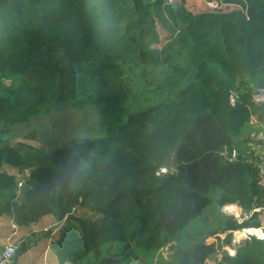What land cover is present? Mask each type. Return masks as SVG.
<instances>
[{
  "label": "trees",
  "instance_id": "trees-1",
  "mask_svg": "<svg viewBox=\"0 0 264 264\" xmlns=\"http://www.w3.org/2000/svg\"><path fill=\"white\" fill-rule=\"evenodd\" d=\"M222 2L240 8L0 0V216L56 218L61 264H125L126 248L106 256L105 247L144 249L164 231L180 240L177 228L215 199L250 213L216 236L234 252L210 259L215 242L174 245L157 264H264V239H231L261 228L254 209L264 208V104L252 100L264 83V0ZM158 26L169 32L161 47ZM69 106L83 111L69 134L47 145L14 140L19 124Z\"/></svg>",
  "mask_w": 264,
  "mask_h": 264
},
{
  "label": "rangeland",
  "instance_id": "rangeland-1",
  "mask_svg": "<svg viewBox=\"0 0 264 264\" xmlns=\"http://www.w3.org/2000/svg\"><path fill=\"white\" fill-rule=\"evenodd\" d=\"M213 1L218 2L219 8H221L222 10L240 8V4L238 3L222 2L223 0H163L165 4L170 5L176 9L186 8L194 13H199L209 9H219H214L210 6L211 2ZM165 4L163 3L162 7H165ZM152 5H154L153 2ZM158 30L161 34V41L156 43L155 45L161 47L164 42L168 40L167 37L169 36V32L161 26H158ZM263 85L264 83L257 84V87H255L254 89ZM82 115V110L70 106L65 107L64 109L54 110L48 113L43 112L34 115L31 117L32 119L30 120V122L19 124L20 126H17V135L14 137V140H21L34 145H47L49 142H53L56 139L63 137L65 134H69L71 131H73V129L77 128L78 123H80V121L82 122ZM94 116L97 117L96 113H93L90 119H94ZM170 158H172L171 154H169V158H167V160L171 162L172 160ZM6 168L8 169L9 167L5 166L3 169L6 170ZM162 168L164 170H162ZM162 168H160L159 172L165 173L166 167ZM9 169L13 171V168ZM231 217L233 219H237V221L240 223L245 218H249L250 213L244 212L243 208L236 203L228 202L222 205L214 199L213 203L208 207L204 206L203 213H201L200 216L193 219L192 221H188L185 227L177 228L180 229L181 232L180 240L170 239L168 237V232L164 231L161 233V235H164L165 239L163 242L154 240L147 244L146 248L144 249H139L138 247L141 246V244H137V241L131 240L128 242H116L112 247L107 246L105 247L103 253L106 256H110L113 252H117L124 247L128 250V255L125 257L124 261L125 264H157V261H160L161 257H168L169 255H171L172 247L174 245H180L183 250H186L193 243L195 244L200 241H205L207 243L215 242L217 248L211 253L210 259L216 258L219 255V251L223 253V251L225 250L230 253V250H233L231 244L220 248L216 239V236L222 239L226 237L228 231L223 232V230H220V228H222L225 221ZM51 219L52 221H45L47 225H44L40 228V232L38 233V235L46 230L52 233V231H54L56 227L59 228L61 226V224L54 225L53 221L55 222L56 219ZM255 220L261 224L260 227L264 231V208L259 212ZM213 230L220 232L213 234ZM231 235L232 242L234 243L237 240L242 241L244 239H248V236L250 234H248L245 229H236L231 230ZM237 235H239V239H236ZM253 235H256L258 238L264 239V237H261L257 234ZM155 257H158L157 261H155Z\"/></svg>",
  "mask_w": 264,
  "mask_h": 264
},
{
  "label": "crops",
  "instance_id": "crops-1",
  "mask_svg": "<svg viewBox=\"0 0 264 264\" xmlns=\"http://www.w3.org/2000/svg\"><path fill=\"white\" fill-rule=\"evenodd\" d=\"M6 170L10 173L9 168ZM53 216H43L38 222L29 225H20L15 221L14 212L4 213L0 216V259L4 253L5 246L12 241L18 244V251L20 245L29 244V248L17 254L9 261L3 264H61L56 252L52 248V243L55 240V235L58 230L56 227L50 235L40 232V228L47 223L45 221H52ZM51 219V220H49ZM56 219V218H55ZM54 225L59 224L56 220ZM37 234V235H35Z\"/></svg>",
  "mask_w": 264,
  "mask_h": 264
},
{
  "label": "built area",
  "instance_id": "built-area-1",
  "mask_svg": "<svg viewBox=\"0 0 264 264\" xmlns=\"http://www.w3.org/2000/svg\"><path fill=\"white\" fill-rule=\"evenodd\" d=\"M210 6L214 9H217V8H219V3L216 1H213V2H211ZM252 100H253V102H255L257 104H264V85L259 86L258 88L255 89V91L252 94ZM237 101H238V96L231 94L230 95V102L233 105H235L237 103ZM250 124L252 127H255L258 124V121L254 115L251 116ZM232 155L235 156V153L233 152ZM162 170H164V169L162 168ZM165 171H166V169H165ZM259 183L261 185H264V166L262 167L261 179H260ZM19 186H22L21 182H20ZM261 210L262 209L260 207L254 209V211H256V212H260ZM245 231L248 234L252 235L248 229H245ZM237 241H239V240H237ZM17 251H18V244L14 243L12 241L8 242L5 246L4 253L0 259V264H3L5 262L11 260L17 254ZM233 252H234V250H232V251L230 250V253H233Z\"/></svg>",
  "mask_w": 264,
  "mask_h": 264
},
{
  "label": "bare ground",
  "instance_id": "bare-ground-1",
  "mask_svg": "<svg viewBox=\"0 0 264 264\" xmlns=\"http://www.w3.org/2000/svg\"><path fill=\"white\" fill-rule=\"evenodd\" d=\"M234 207V205H233ZM252 234H257L261 237H264V231L261 228H250L248 229ZM239 235H237L236 239H239Z\"/></svg>",
  "mask_w": 264,
  "mask_h": 264
},
{
  "label": "water",
  "instance_id": "water-1",
  "mask_svg": "<svg viewBox=\"0 0 264 264\" xmlns=\"http://www.w3.org/2000/svg\"><path fill=\"white\" fill-rule=\"evenodd\" d=\"M232 154V152H230ZM253 235V234H252Z\"/></svg>",
  "mask_w": 264,
  "mask_h": 264
}]
</instances>
